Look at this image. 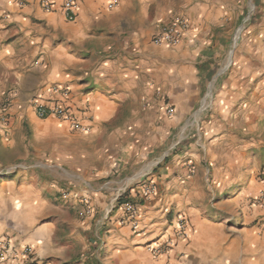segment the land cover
Returning a JSON list of instances; mask_svg holds the SVG:
<instances>
[{
  "label": "crops",
  "instance_id": "0c3cea01",
  "mask_svg": "<svg viewBox=\"0 0 264 264\" xmlns=\"http://www.w3.org/2000/svg\"><path fill=\"white\" fill-rule=\"evenodd\" d=\"M62 1L49 12L2 1L1 22L16 29L0 43V98L11 94L0 236L30 246L36 264H264V0L235 46L245 0H76L72 21ZM180 3L186 35L153 44ZM55 85L87 132L36 114L32 101L57 98ZM142 180L156 191L134 198L133 230L120 196ZM74 193L89 198L84 219ZM180 214L186 237L175 235ZM168 240L158 256L148 249Z\"/></svg>",
  "mask_w": 264,
  "mask_h": 264
},
{
  "label": "built area",
  "instance_id": "2783aa9c",
  "mask_svg": "<svg viewBox=\"0 0 264 264\" xmlns=\"http://www.w3.org/2000/svg\"><path fill=\"white\" fill-rule=\"evenodd\" d=\"M19 6H23L28 0H14ZM41 9L46 12L52 11L55 5V0H36ZM61 9L67 20H74L78 5L76 0H63ZM190 28L189 20L181 15L174 16L168 20L160 21L151 37L153 44H163L166 46H173L179 43L186 32ZM52 91L57 98L47 102L32 101L36 114L40 117L55 116L59 119L65 120L69 123L71 128L81 132H87L89 128L82 125L79 119L73 113V110L67 106L60 96H67L69 89L67 87H60L55 85ZM11 101V94L0 98V130H8L10 125L9 105ZM162 108L167 116L174 115V107L166 99L162 102ZM264 180V172L261 174ZM156 191V186L151 181L142 180L138 183V188L135 192L124 193L120 196L122 203L120 207L124 212L125 219L128 220L133 230L138 228V205L134 198L146 199L152 196ZM83 206V214H91L89 206V198L86 196H79L72 194ZM125 221V220H122ZM121 221V223H122ZM175 235L178 237H186L187 224L184 215H177L174 223ZM170 240L164 243L153 245L150 243L148 249L154 256H158L170 247ZM0 264H36L32 258V248L26 244H20L19 240L14 239L13 235L5 234L0 236Z\"/></svg>",
  "mask_w": 264,
  "mask_h": 264
},
{
  "label": "rangeland",
  "instance_id": "374dc122",
  "mask_svg": "<svg viewBox=\"0 0 264 264\" xmlns=\"http://www.w3.org/2000/svg\"><path fill=\"white\" fill-rule=\"evenodd\" d=\"M2 1L0 0V30L4 27H7L5 24H2L1 22V18L3 16L2 11ZM187 4H174L173 5V11H172V17L180 15V14H184V9L186 8ZM239 5L241 7H239V9L242 11V13H240L238 19H235L234 24H233V35H232V41H230L229 43L233 44L234 46L239 42V33L241 32L242 28L246 25L249 24L250 21L253 20L254 18V13L257 10V6L258 3L255 2V0H245L243 2V4ZM236 8H238V6L236 5ZM237 11V10H236ZM171 17V18H172ZM168 20V19H165ZM33 20H31V24H33ZM7 28H10L11 31L10 33H7L5 36H2V34L0 33V43H4L5 45L8 44L11 40V34L13 32H15V27L13 25L8 26ZM6 54H9L10 52H5ZM222 58H224L226 61L229 60L231 58V52L228 50H226V48L223 51V55ZM5 75V69L3 66L0 65V75L3 74ZM37 74L35 76H32V78L29 80V83L27 84L28 87L29 86H33L34 82L36 83L37 81ZM7 82L11 81V77L10 76H6ZM13 85H15L16 83H12ZM150 159V158H149ZM143 170V167H139V164L137 165V168L135 169L136 173H140ZM75 210V214L77 219H84L86 216H88V214H81L83 211L82 209H74Z\"/></svg>",
  "mask_w": 264,
  "mask_h": 264
},
{
  "label": "trees",
  "instance_id": "16d2710c",
  "mask_svg": "<svg viewBox=\"0 0 264 264\" xmlns=\"http://www.w3.org/2000/svg\"><path fill=\"white\" fill-rule=\"evenodd\" d=\"M120 199H121V198H120ZM120 199H119V200H120Z\"/></svg>",
  "mask_w": 264,
  "mask_h": 264
}]
</instances>
